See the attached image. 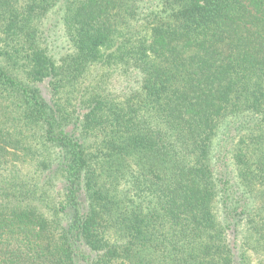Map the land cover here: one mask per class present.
I'll return each mask as SVG.
<instances>
[{"label": "trees", "instance_id": "obj_1", "mask_svg": "<svg viewBox=\"0 0 264 264\" xmlns=\"http://www.w3.org/2000/svg\"><path fill=\"white\" fill-rule=\"evenodd\" d=\"M0 264H264V0H0Z\"/></svg>", "mask_w": 264, "mask_h": 264}]
</instances>
